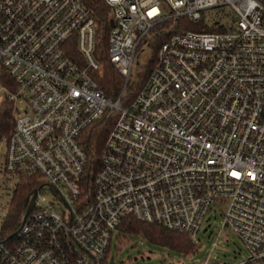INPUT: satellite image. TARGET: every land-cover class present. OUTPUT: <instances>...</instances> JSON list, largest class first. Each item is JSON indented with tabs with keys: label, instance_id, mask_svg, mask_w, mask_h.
I'll return each mask as SVG.
<instances>
[{
	"label": "built area",
	"instance_id": "1",
	"mask_svg": "<svg viewBox=\"0 0 264 264\" xmlns=\"http://www.w3.org/2000/svg\"><path fill=\"white\" fill-rule=\"evenodd\" d=\"M99 56L123 79L115 98ZM1 71L15 125L0 178L12 196L23 177L37 187L5 235L7 202L0 264H108L126 219L193 243L211 209L236 264H264V0H0Z\"/></svg>",
	"mask_w": 264,
	"mask_h": 264
},
{
	"label": "rangeland",
	"instance_id": "2",
	"mask_svg": "<svg viewBox=\"0 0 264 264\" xmlns=\"http://www.w3.org/2000/svg\"><path fill=\"white\" fill-rule=\"evenodd\" d=\"M150 56L151 49L144 48L140 55V66L146 65L143 67L141 80L146 78L144 72ZM2 84H0V105L6 100L2 87L8 90ZM137 85L139 86V83ZM13 89L14 87L11 88V90ZM3 182L4 184H2ZM15 185V180L8 182L0 178V228L4 218L3 215L8 208L7 202L12 198V191ZM47 195L49 198L51 197L49 190ZM222 211H214L213 209L208 211L206 219L201 226V231L195 242H193L196 247L189 255L173 252L166 247L153 244L142 235L125 236V234L121 233L123 237L121 236L120 245L115 247L116 233L112 241L108 264H198L207 259L208 256L210 261L215 264H236L245 258V250L241 242L231 232L225 230L218 235ZM1 236L3 235L0 234ZM215 242L217 247L212 250Z\"/></svg>",
	"mask_w": 264,
	"mask_h": 264
},
{
	"label": "trees",
	"instance_id": "3",
	"mask_svg": "<svg viewBox=\"0 0 264 264\" xmlns=\"http://www.w3.org/2000/svg\"><path fill=\"white\" fill-rule=\"evenodd\" d=\"M191 29L194 30V28ZM98 59L101 62V72L100 74L95 75V79L108 97L115 98L119 93L123 80L116 70L112 66L108 65L101 56H99ZM153 62L154 57L152 54L144 72L145 76H147L151 70ZM0 84L4 85L9 91H13L11 88L14 87V84L3 71L0 73ZM14 125L15 118L13 116L12 104L6 99L0 105V140L7 138L11 134L14 129ZM109 126L110 124L106 123L104 119H100L94 123L93 127L89 131V135L86 138V143L89 148L95 147L96 149L101 147ZM36 187L37 184L32 179L28 177H23L21 179V183L16 187L11 198L9 212L5 221V227L3 228V233L5 235L14 230V226L17 225L25 211L26 199ZM119 230L127 235H142L149 242L166 247L170 251L180 254L187 255L194 249V243H192V241L185 235L167 231L156 225H146L132 219H126L122 223Z\"/></svg>",
	"mask_w": 264,
	"mask_h": 264
},
{
	"label": "water",
	"instance_id": "4",
	"mask_svg": "<svg viewBox=\"0 0 264 264\" xmlns=\"http://www.w3.org/2000/svg\"><path fill=\"white\" fill-rule=\"evenodd\" d=\"M36 197V193L34 192L31 199H26L25 201V206H27L26 211H25V216L30 212L32 206L34 205V200Z\"/></svg>",
	"mask_w": 264,
	"mask_h": 264
}]
</instances>
